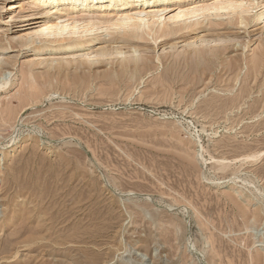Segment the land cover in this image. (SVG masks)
<instances>
[{
  "label": "rangeland",
  "instance_id": "374dc122",
  "mask_svg": "<svg viewBox=\"0 0 264 264\" xmlns=\"http://www.w3.org/2000/svg\"><path fill=\"white\" fill-rule=\"evenodd\" d=\"M30 5L0 0V264H264V12L61 48L17 37ZM105 44L130 53L71 57Z\"/></svg>",
  "mask_w": 264,
  "mask_h": 264
},
{
  "label": "bare ground",
  "instance_id": "6f19581e",
  "mask_svg": "<svg viewBox=\"0 0 264 264\" xmlns=\"http://www.w3.org/2000/svg\"><path fill=\"white\" fill-rule=\"evenodd\" d=\"M26 1L28 2V4H31L34 6V9L37 11V13L34 16V18L32 16L35 14V12H34V14H32V16L28 15V14H25L23 16L21 15L22 18H20V19L24 23L23 24L20 23L19 25H17V27L19 28V29L17 28L18 29V33L16 34L17 37L20 38L21 40H23L24 43H23V41H22V43L25 45H26L25 42L30 43V44H36L38 41L40 43H43V42H50V43L56 42L57 43L58 42L60 44L61 48H63L66 45H70V47H72L73 45L79 44L80 42H82V40H84L85 37L86 38L87 37L92 38L91 36H93V35H96V36L98 35V37H99V34L101 32H104V31H107L109 33H114V34H115V32H117L118 35L120 33V36H118L119 38H121V33H123L122 37L124 39L127 38L129 40H136L137 41V40H145V39L149 38L150 40L152 39L154 42H157L158 39L161 41V38L162 39H164L165 37L167 38L168 35L171 36V34L178 33L182 29H186V28H190V27L195 28V26H196V28H198V26H200V24H202V22L206 18L209 19L210 21L214 20V22H216V20L218 18L222 17L221 20H223L224 17L228 16V18L231 20V22L235 21L234 22L235 24L238 23L239 25H244V27H245L252 21L254 23H255V21L258 22V20H260V18L262 16L261 14L264 12V0H187V1L186 0L185 1L184 0H177L175 3L176 6H174V7L167 6L163 3L162 5L154 7V8L153 7L147 8V7H145V5L144 6H140V5L139 6H133V7L127 8L124 5L126 3L125 0H111L110 3H108V4H107V1H99V0H92L91 2H90V0H25V2ZM136 1L145 2V4H148V3H153V2L157 3L159 1L163 2L164 0H136ZM11 2H13V1H11ZM120 4H122V5H120ZM127 6H130V5H127ZM261 11H263V12L261 13ZM18 17H20V16H18ZM202 17H204L205 19L201 21L200 19ZM262 17H264V16H262ZM11 20H12V18H11ZM225 20H227V19H225ZM204 22H206V21H204ZM216 23H218V22H216ZM263 23H264V20H263ZM202 26L203 25H201V27ZM213 26H215V25H213ZM209 27H211V26H209ZM208 29H207V31H208ZM207 35L205 34V35H202L200 37L197 36L198 38H196V40L195 39L193 41L191 40L190 43L187 42V45H188L187 48L189 49L192 45H198V44L201 45L202 44L203 47H200V46L195 47V48H194V46L192 47V48H194L193 53H194L195 57L199 56L200 59H202L206 56H212V57H214V60H215L217 55H219L218 54L219 53L218 52L219 46H217V42H220V45H222L221 41H225L227 38L225 37L226 38L225 39L223 37L222 38L217 37L215 39H209L208 38L209 36L206 37ZM213 36H215V35H213ZM118 37H117V39H118ZM227 37L230 40L232 39L229 36H227ZM91 40H89V41H91ZM86 41H88V40H86ZM20 42L18 41L19 44H22ZM65 42H67V43H65ZM198 42H200V43H198ZM223 43L226 44V41ZM130 45H131V43H130ZM52 47L53 46H46V44H45V46H41V47L38 46V47L32 48L33 53L30 55L29 59H31L32 61L35 59L40 61L41 57L39 55L45 54L46 51L53 49ZM120 48L121 47L116 46V49L111 51L108 49L107 44H105L104 46H102L98 49L96 48L97 50L94 49L92 51H87V52L81 51V52L73 53V54H71V57L74 58L75 56H77L78 58H80V60L83 59V60L92 61L95 59H100V58L111 56L114 53H116L118 55L120 54L121 56H123V55L128 56L129 55L130 52L128 54H126L127 52L123 51ZM185 48H186V46H185ZM69 49H71V48H69ZM189 50H191V49H189ZM133 51L134 52L138 51L136 46H134ZM55 52H56V50H55ZM47 54H48V52H47ZM255 55H258V54H255ZM130 58H133V57H130ZM67 62H69V60ZM36 63H39V62H36ZM72 63L73 62H71V64ZM206 63H207V61L206 62L204 61V64L206 66L202 65L200 63L198 66L202 65V66L207 67L208 65ZM211 63L209 61V66ZM262 63H263V61H262ZM122 64L123 63H121V65ZM127 64H125L123 67L127 68ZM193 64H195V63H193ZM193 64H191V66ZM213 64L215 65V63H213ZM138 65L139 64H137V67H138ZM135 66H136V64H135ZM209 66L207 68H209ZM137 67H135V69ZM196 67H197V65H196ZM236 67H237V65H236ZM123 70L125 71V69H123ZM196 70H197V68H196ZM259 71H260V69H259ZM207 72L209 73V69ZM192 73H194V72H192ZM81 76L83 77V75H81ZM186 77L188 78V76H185V78ZM79 81H78V83H79ZM74 84H75V82H74ZM2 85H3V83H2ZM202 148L203 147H200V149H202ZM200 157H202V156H200ZM248 158H250V159H248ZM238 159L239 158H237L236 160H238ZM245 159H248L250 161L253 158H252V155L251 156L249 155L247 157H243L242 161ZM212 160H213V158H212ZM215 161L222 163V164L226 163V162H224V160H215ZM31 213L32 212H30L29 215ZM36 238L38 239V237H36ZM36 238L33 237L32 238L33 240H30V243L34 240L36 241ZM27 239H29V237ZM38 240H40V239H38ZM23 241H25V240H23Z\"/></svg>",
  "mask_w": 264,
  "mask_h": 264
}]
</instances>
